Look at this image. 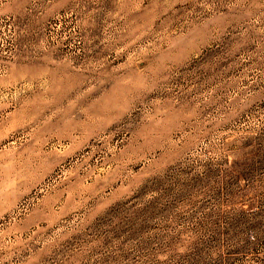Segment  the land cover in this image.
Returning a JSON list of instances; mask_svg holds the SVG:
<instances>
[{"label": "rangeland", "instance_id": "1", "mask_svg": "<svg viewBox=\"0 0 264 264\" xmlns=\"http://www.w3.org/2000/svg\"><path fill=\"white\" fill-rule=\"evenodd\" d=\"M0 264H264V0H0Z\"/></svg>", "mask_w": 264, "mask_h": 264}]
</instances>
